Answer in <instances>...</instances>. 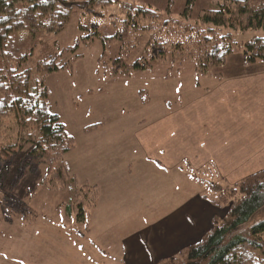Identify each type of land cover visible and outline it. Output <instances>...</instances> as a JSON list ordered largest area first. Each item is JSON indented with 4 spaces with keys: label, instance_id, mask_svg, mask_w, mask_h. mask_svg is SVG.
I'll return each mask as SVG.
<instances>
[{
    "label": "trees",
    "instance_id": "16d2710c",
    "mask_svg": "<svg viewBox=\"0 0 264 264\" xmlns=\"http://www.w3.org/2000/svg\"><path fill=\"white\" fill-rule=\"evenodd\" d=\"M131 1L125 4L121 0H0V58L13 63L0 70V159L7 162L0 172L2 182H6L10 163L19 155L15 185L25 173H36L43 165L46 175L42 185L49 190L64 192L69 183L76 182L65 163L76 141L60 116L48 106L45 85L32 86L33 70L29 62L32 51L42 43V34H62L75 13L80 14L81 36L72 46L37 63L36 71L43 77L71 71L74 60L81 57L76 54L80 45L91 47L96 40L103 44L104 55L112 51L113 41L119 44L118 55L105 63L113 73L145 72L172 56L180 61L192 60L200 77L216 76L214 70L224 68L237 47L232 33L224 34L223 29L264 30V2L260 0H222L221 9L202 11L193 26L187 23L192 20L198 0H187L181 20L165 19L163 12ZM175 1L169 0L168 15ZM113 6H120L122 11V17L116 16L112 23L116 29L114 37L104 36L97 23H85L84 19L89 17H105L103 9ZM144 36H148L145 54L130 64L128 60ZM26 39H30L26 44L29 51L22 52ZM32 41L37 43L31 47ZM64 53L74 56V60H67ZM259 63L264 64L263 37L253 38L244 45V64ZM99 126L88 127L85 132ZM28 147L30 150L25 152ZM190 171L194 180L220 189L217 204L228 205V214L216 217L211 230L199 242L158 264H264V218L250 224L264 211V171L227 189L221 188V181H214L211 167ZM205 175L211 178L206 180ZM98 199L97 188L79 187L76 200L64 208L68 215L77 211L78 221L90 231L91 215L86 211L95 207ZM24 209L28 210L27 207L21 210ZM31 213L16 215L30 224L38 218L35 211Z\"/></svg>",
    "mask_w": 264,
    "mask_h": 264
},
{
    "label": "rangeland",
    "instance_id": "374dc122",
    "mask_svg": "<svg viewBox=\"0 0 264 264\" xmlns=\"http://www.w3.org/2000/svg\"><path fill=\"white\" fill-rule=\"evenodd\" d=\"M121 1L126 4L127 0ZM260 1L264 2V0ZM186 2L187 0H176L171 15L166 13L169 0H132L130 3L150 6L159 10L163 12L165 19L181 20ZM221 3L222 0H198L194 7L192 20L187 24L195 25L202 11L212 12L221 9ZM102 13L105 17H89L84 21L85 23L99 24L100 32L104 36L112 38L116 34V29L112 24L113 20L116 16L122 17V11L120 6H113L103 9ZM79 23L80 14L75 13L69 26L61 35L42 34V43L32 51L29 60L33 70L32 86H39L41 83L45 85L48 90L46 100L48 106L51 111L60 116L67 132L76 141L75 149L78 148L75 153H73L74 150L70 152L69 163L73 157L84 159V155L88 152L90 160L92 161V156L94 159L89 163L95 164L91 168L102 167L101 152L96 148L94 150L92 144H88L85 132L88 127L104 124L105 130L126 132L130 141L129 149L134 148L136 146L133 144L131 134L139 124L150 123L162 114L172 111L182 104H188L204 94L215 83L212 76L200 77L195 71L192 60L180 61L179 58L175 59L172 56L165 61L157 62L153 68L145 72H135L131 75L110 72L111 69L105 63L109 58L118 55L119 44L113 41L112 51L104 55V47L100 40H96L91 47L81 44L76 52L81 57L75 60L74 56L64 53L67 60H74L71 71L58 72L43 77L36 71L37 63L72 46L75 40L81 36ZM223 33H232L233 41L237 46L228 59L229 68H236L240 65L247 67L244 64V45L253 38H264V30L233 31L223 29ZM147 40L148 36H144L137 50L129 58L130 64L145 54L144 48ZM29 41L30 39H26L25 46L22 45L24 46L22 52L29 51V47L26 45ZM36 43V41H32L30 46L32 47ZM9 65H13V63L0 58V70ZM221 70L223 69L214 70V74L220 76L217 73ZM94 141L96 146L102 142L98 139ZM1 149L0 143V151ZM28 150L30 147L25 152ZM20 157L21 155L17 156L10 163L11 171L6 182H2L0 175V264H119L121 251L115 249L114 245L116 246L119 239L129 234L130 226L133 228L135 224L136 226L142 224L146 226L152 223L157 215H165L181 206L183 201H178L180 195L185 196L184 201L191 195L188 194V187L179 188V186L173 185V181L175 184H183L178 182L179 175L175 176L173 181L172 178H169L163 182L170 185L171 188L172 186L178 187L176 190L177 193L180 192L179 196L173 198V195L169 193L167 196L160 197V202L153 203L152 208H147L146 204H140L134 195L128 194L125 197L126 203L117 204L124 210L121 214H105L104 211L103 214H100V229L98 235H95L91 228L90 231H86L85 224L78 221L77 211L68 215L64 208L65 205L76 200L79 187L86 185L79 181L75 175L70 174L76 182L69 183L64 192L49 190L42 185L46 175V166L44 165L36 173H25L15 185V180L19 175L17 169ZM137 157L139 156L137 155ZM6 165L7 162L0 159V172ZM88 169L80 167V176ZM205 178L211 177L205 175ZM214 181L216 183L221 181L223 189L234 186L222 179ZM189 182L194 186L192 194L199 190L205 198L214 204V208L218 212L217 217L228 214V205L219 206L217 204L220 189L212 188L208 184L197 183L190 177ZM157 183L161 184L162 182ZM130 189L136 190L135 187ZM148 189L145 188L147 191ZM183 189L187 190L184 195L181 192ZM154 191L155 186L153 192L151 191L152 195H154ZM164 191L167 193L168 188L159 187V194ZM107 204L109 203L107 202ZM96 206L91 210L88 208L86 211V214L91 215V219ZM23 207H27L29 211L21 210ZM154 207H158L159 210L156 211ZM166 210L168 212H165ZM34 211L38 214V218L30 224L22 222L21 219L19 220L21 217L16 215L32 214L31 212ZM158 211L159 213L155 214ZM10 214L15 215L11 217ZM263 218L264 211L257 214L250 224H255ZM117 222L125 224L114 228L113 223ZM109 229L112 232H108ZM105 232L108 233L103 234Z\"/></svg>",
    "mask_w": 264,
    "mask_h": 264
},
{
    "label": "crops",
    "instance_id": "0c3cea01",
    "mask_svg": "<svg viewBox=\"0 0 264 264\" xmlns=\"http://www.w3.org/2000/svg\"><path fill=\"white\" fill-rule=\"evenodd\" d=\"M229 63L217 73L220 76H212L215 83L200 97L150 123L139 124L131 134L134 148L129 149L128 133L105 130L104 124L87 132L88 144L101 152L102 167L91 168L95 164L89 163L94 159L92 156L90 160L88 152L84 159L73 157L71 163L68 161L70 153L66 155L68 172L99 191V203L90 225L95 235L100 229V214L103 211L121 214L124 210L117 204L126 203L128 194L152 208L153 203L160 202V197L169 193L173 198L179 196L176 186L189 189L191 195L187 200L179 196L178 201L183 203L177 209L157 215L146 226H130L129 234L114 245L121 251L119 264H158L178 256L211 230L218 212L199 190L192 194L190 169L201 171L211 167L214 180L222 179L230 185L264 171V65L229 68ZM97 139L102 142L96 146L94 140ZM80 167L89 169L80 176ZM177 175L178 182L183 184L174 183ZM169 178L176 186L171 188L163 183ZM159 181L162 183H157ZM133 187L136 190L130 189ZM159 187L168 188L167 193L159 194ZM145 188H149L148 191ZM185 191H181L183 195ZM124 224L113 223L114 228Z\"/></svg>",
    "mask_w": 264,
    "mask_h": 264
}]
</instances>
